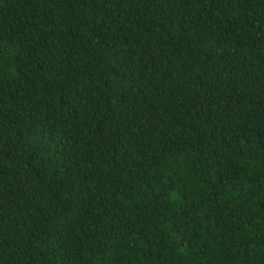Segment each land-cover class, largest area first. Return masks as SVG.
<instances>
[{
	"label": "trees",
	"instance_id": "16d2710c",
	"mask_svg": "<svg viewBox=\"0 0 264 264\" xmlns=\"http://www.w3.org/2000/svg\"><path fill=\"white\" fill-rule=\"evenodd\" d=\"M0 264H264V0H0Z\"/></svg>",
	"mask_w": 264,
	"mask_h": 264
}]
</instances>
